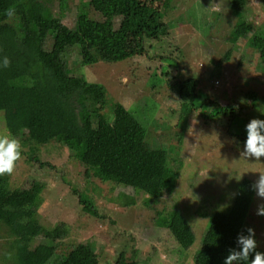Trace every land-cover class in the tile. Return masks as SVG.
Segmentation results:
<instances>
[{"label":"rangeland","instance_id":"rangeland-1","mask_svg":"<svg viewBox=\"0 0 264 264\" xmlns=\"http://www.w3.org/2000/svg\"><path fill=\"white\" fill-rule=\"evenodd\" d=\"M47 1L53 15L73 29L78 0L67 2L65 15L60 0ZM162 1L136 0V14L161 10ZM246 3L242 19L262 29L263 6L259 0ZM94 14L89 17L99 19ZM164 21L173 27L159 39L126 35L117 42L109 40L106 52L114 61L83 65L76 48L66 51L64 60L68 76L97 86L90 103L99 116L113 118L119 105L146 129V148H164L171 154L175 165L171 166L179 165L173 193L164 196L157 208L177 207L192 226L195 241L181 252L167 231L154 226L156 216L144 207L143 195L99 180L61 143L52 141L31 152L10 135L0 113V149L15 147L21 153L17 161L0 162V194L19 199L27 194L38 204L36 220L43 233L35 245L44 240L54 245L45 264L63 261L78 244H91L100 264L105 260L111 264L124 245L137 252L140 264H193L212 214L227 212L234 196L241 194L237 189L249 193L253 206L229 264H241L251 234L256 237L258 264H264V143L243 145L228 132L264 121V67L248 46L249 36L234 45L229 41L238 19L224 0H171ZM114 25L115 30L118 22ZM12 55L0 34V59ZM173 83L177 90L169 89ZM194 93L199 94L195 103L216 101L228 107L226 113L219 114V107L212 105L205 116L199 110L184 112L178 96ZM252 94L259 99L258 108L251 106L257 103ZM210 110L215 113L212 117ZM81 197L91 202L96 216L84 210ZM6 251L8 245L0 239V257Z\"/></svg>","mask_w":264,"mask_h":264},{"label":"trees","instance_id":"trees-1","mask_svg":"<svg viewBox=\"0 0 264 264\" xmlns=\"http://www.w3.org/2000/svg\"><path fill=\"white\" fill-rule=\"evenodd\" d=\"M68 1L60 0L61 6L66 7L63 15L69 8ZM224 1L231 15L238 19L231 28L229 41L234 45L249 36L248 46L258 53V64L264 67V25L256 30L242 19L248 0ZM162 2L161 10L138 16L136 0H78L76 25L69 29L53 15L47 0H0V34L13 52L6 60L0 59V113L10 135L28 146L31 152L52 141L61 143L73 159L85 165L99 180L129 187L143 195L144 207L152 209L156 216L154 226L167 231L181 252H187L195 241L188 219L177 207L157 208L165 200L164 196L173 193L180 175L179 165L172 167L171 154L164 148L147 149L146 129L119 105L115 107L113 118L99 116L90 103L97 86L80 76H68V62L64 60L66 51L76 48L83 65L110 62L114 60L106 52L109 40L117 42L126 35L141 40L159 39L167 33L168 27H173L164 21L171 0ZM259 2L264 9V0ZM91 13L99 19L90 18ZM115 21L118 28L114 30ZM48 40H51L50 45H47ZM170 62L176 65L174 60ZM177 87L174 83L169 85L172 91ZM198 95L178 96L184 112L199 110L205 116L210 105L218 106L216 101L206 99L204 103H195ZM252 96L255 98L251 100L257 103L251 106L258 108L259 99L255 94ZM218 107L222 115L228 108ZM210 111L208 117L214 116V110ZM242 129L228 132L243 145L264 143V121ZM20 156L15 147L0 149L1 163L17 161ZM237 191L241 194L234 196L227 212L212 214L201 245L193 254V264H229L234 260L241 230L246 228L253 206L247 191ZM80 202L88 214L96 216L90 201L81 197ZM38 207L30 195L23 194L19 199L9 198L4 192L0 194V239L8 245L0 264H45L54 245L49 240L35 245L36 237L43 233L38 230L36 220ZM255 246L256 237L251 234L241 254V264H258ZM100 262L91 244H78L57 264ZM111 262L140 264L137 252L128 245L122 246ZM108 263L105 260L102 264Z\"/></svg>","mask_w":264,"mask_h":264}]
</instances>
